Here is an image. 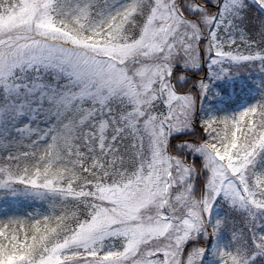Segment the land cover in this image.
<instances>
[{
	"label": "snow or ice",
	"instance_id": "1",
	"mask_svg": "<svg viewBox=\"0 0 264 264\" xmlns=\"http://www.w3.org/2000/svg\"><path fill=\"white\" fill-rule=\"evenodd\" d=\"M0 264H264V0H0Z\"/></svg>",
	"mask_w": 264,
	"mask_h": 264
}]
</instances>
